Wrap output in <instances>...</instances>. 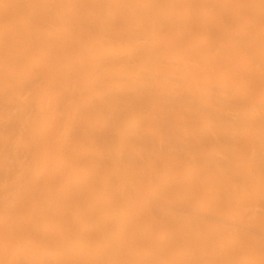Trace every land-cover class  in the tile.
<instances>
[{"label": "bare ground", "instance_id": "6f19581e", "mask_svg": "<svg viewBox=\"0 0 264 264\" xmlns=\"http://www.w3.org/2000/svg\"><path fill=\"white\" fill-rule=\"evenodd\" d=\"M0 264H264V0H0Z\"/></svg>", "mask_w": 264, "mask_h": 264}]
</instances>
